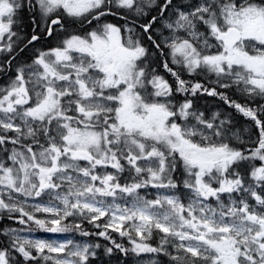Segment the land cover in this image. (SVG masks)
<instances>
[{"label":"snow or ice","instance_id":"snow-or-ice-1","mask_svg":"<svg viewBox=\"0 0 264 264\" xmlns=\"http://www.w3.org/2000/svg\"><path fill=\"white\" fill-rule=\"evenodd\" d=\"M22 10L30 39L13 30ZM67 18L96 27L38 50L0 86V218L24 226L0 228V264H90L100 247L26 230L95 235L109 255L154 254L148 264H264V0H0V73L37 28L51 37ZM233 88L256 106L221 91ZM198 94L254 122L255 146H233L245 141L232 121L196 109Z\"/></svg>","mask_w":264,"mask_h":264},{"label":"trees","instance_id":"trees-1","mask_svg":"<svg viewBox=\"0 0 264 264\" xmlns=\"http://www.w3.org/2000/svg\"><path fill=\"white\" fill-rule=\"evenodd\" d=\"M32 16L33 13L28 12L26 10L22 11L20 15L18 14L16 24L14 25L13 30L17 31L22 37H28V35H31L33 32V24H32ZM151 16V14H150ZM150 16L147 18L149 19ZM116 23L123 22L118 17H113ZM145 19V20H147ZM67 19H65L63 22H65ZM39 29V28H37ZM36 32H39L41 30H37ZM57 30V29H56ZM52 39V38H51ZM27 42V39L23 40L19 47H16V53L19 51V49L24 46ZM145 46L151 48L150 42H148L146 39L144 41ZM35 53V52H34ZM35 56V55H34ZM33 56V50L29 49L28 47L24 48L23 51H20L17 56H15L14 62H28L31 59H34ZM160 71V69H159ZM163 72V71H162ZM164 74V72H163ZM166 75V74H165ZM8 76V75H7ZM167 76V75H166ZM9 78V76H8ZM170 78V77H168ZM184 78L187 80H190L192 82H201L205 83V86H208V80L212 79V77H201V75H195V76H188L187 74L184 75ZM221 91H225L226 94L230 97V99H233L237 101L238 103L244 104L247 103L251 107L256 106V102L247 100L244 96H242L239 92L236 91L235 88L233 89H221ZM193 100L194 107L200 108L201 110L206 112V116L208 114V111L211 107L216 106L217 109H214L219 111L221 113V118H228L232 121V127L233 131L238 132L239 134H243L245 139L244 144L239 143L238 141L233 142V146L239 147V148H251L255 145L249 142V138H251L252 141H254L258 136V131L254 127V122H252L250 119L245 118L242 114L238 113L234 108L229 107L225 102L218 97H209L207 95H200L198 94L196 97H189ZM226 106V107H225ZM226 110V111H225ZM214 111L210 112L209 115L213 114ZM225 111V114H224ZM264 119V117H261ZM241 171H246V167L241 168ZM14 222L12 220L7 219L6 217H2V221H0V228H7L15 226ZM86 230L90 232H96L98 231L95 229L92 225L86 224ZM113 239H115L118 243H122L126 248H131V245L127 243V238H121L116 233H111ZM88 240L92 244H99L100 247L96 248V255L94 257H90V264H137L136 261H133V257L135 256L131 252L126 256L124 253L120 252L118 249L113 248V252L109 255L106 253L105 249L106 247H113L110 241L105 240L102 237H98L95 235L88 236ZM156 240L153 239L151 241L154 242ZM5 242V238H1L0 243L3 245ZM157 243L153 246H156ZM163 257V260H162ZM159 263L160 264H168L166 260L164 259V256H159ZM162 261V262H161Z\"/></svg>","mask_w":264,"mask_h":264},{"label":"rangeland","instance_id":"rangeland-1","mask_svg":"<svg viewBox=\"0 0 264 264\" xmlns=\"http://www.w3.org/2000/svg\"><path fill=\"white\" fill-rule=\"evenodd\" d=\"M151 15H156L157 14V12H156V10H152L151 11V13H150ZM148 17H146L145 19H147ZM67 21L68 22H81V21H75V20H72V19H70V18H67ZM84 22H86V21H84ZM84 22H82V23H84ZM114 24H117V23H114ZM118 26H119V24H117ZM121 25V24H120ZM157 27H158V25H157ZM90 31V29H87V31L85 32V31H83L80 35H84V34H86L87 32H89ZM61 33H64V32H61ZM67 36H65V38H66ZM62 39H64V38H62ZM62 39H60V40H62ZM146 39V38H145ZM147 40V39H146ZM8 55H6V54H0V64H3L7 59H8V57H7ZM31 61H32V59H31ZM15 67L16 66H12V71H8L6 74L5 73H3V76H2V78L4 79L3 81L5 82V83H8V81L6 80L7 78H8V76L9 77H14L15 76V71H14V69H15ZM163 68L161 67L160 68V72H161V74H163ZM2 73H0V75H1ZM8 75V76H7ZM195 76V75H194ZM202 77H205L204 75H202ZM1 78V77H0ZM166 78H168L167 76H166ZM168 79H171V77L170 78H168ZM212 79H214V77H212ZM7 81V82H6ZM205 84V83H204ZM175 99L177 100V101H183V99H184V97L183 96H180V95H177L176 97H175ZM191 99V98H190ZM196 109H198L199 111H201V112H204L205 114H206V112L205 111H203V110H201V109H199V108H196ZM212 111H214V110H209L208 111V114L210 113V112H212ZM226 111V110H225ZM225 111H224V114H225ZM215 113V112H214ZM210 117V116H209ZM9 135H11V133H9ZM241 135V138L242 139H245V137L243 136V134H240ZM10 163V162H9ZM83 163V162H82ZM255 163H257V164H259V162L257 161V162H255ZM108 171L109 172H111V171H114L113 169H111V168H109L108 169ZM123 175V177H128V173L127 172H125V173H123L122 174ZM182 177V170H178V172H177V174H176V178L177 179H180ZM121 182L123 183L124 182V180L122 179L121 180ZM0 191H3V189H0ZM149 192H151V193H154L155 192V190L154 189H149L148 190ZM149 198H151V196L149 197ZM21 199H23V198H21ZM33 201H31V200H29V203H32ZM253 203H254V201H253ZM14 215H16V214H14ZM46 214H37V216H39V217H42L43 218V216H45ZM6 217V216H5ZM0 221H2V218H0ZM13 222H14V224H16L15 226H12L13 228H21V227H24V226H22V225H19L18 223H16L15 222V220H12ZM86 224L87 223H85L84 224V228H85V230H86ZM31 227L34 229L35 228V225H31ZM110 231V230H109ZM114 233V232H113ZM116 234H118V233H116ZM21 235H24V236H28L29 238H31V239H44V240H47V241H57V240H65V239H73V240H75L76 242H78V243H90V244H92L89 240H88V237H84V236H81L80 234H78V233H67V234H52V233H47V232H44V231H42V230H35V231H24V232H22L21 233ZM119 235V234H118ZM162 235V234H161ZM1 238H3V236H0V240H1ZM125 239V238H124ZM153 239H155V237L153 238ZM152 239V240H153ZM152 240H150L149 241V243H151V241ZM127 243H128V240H127ZM158 244L159 243V237L158 236H156V240L154 241V242H152L151 244L152 245H155V244ZM129 244V243H128ZM0 245H1V243H0ZM94 251L96 252V248L94 249ZM53 255H55V254H53ZM16 256H17V258L18 259H20L21 261H22V257H19V255L18 254H16ZM154 256V254H142L140 257H136V256H134L133 257V261L135 260L136 261V263L137 264H148V260L150 259V258H152ZM161 256H163V255H161ZM164 259L166 260V262L168 263V264H171V262H170V260H169V258L167 257V256H164ZM162 260H163V257H162ZM162 262V261H161ZM41 264H43V261H41ZM160 264V263H159Z\"/></svg>","mask_w":264,"mask_h":264},{"label":"bare ground","instance_id":"bare-ground-1","mask_svg":"<svg viewBox=\"0 0 264 264\" xmlns=\"http://www.w3.org/2000/svg\"><path fill=\"white\" fill-rule=\"evenodd\" d=\"M117 24H119V25H120V24H123V22H122V23H121V22H119V23H117ZM14 39H15V37H14ZM24 44H25V45H24V46H22V47L19 49V51H18L17 53L15 52V54H14L15 56H17V55H18V53L21 51V49H24V48H26V47L28 46V45H27V42H26V43H24ZM26 45H27V46H26ZM28 48H29V47H28ZM29 49H30V48H29ZM31 50H32V49H31ZM34 52H35V53H37L35 50H34ZM34 57H35V56H34ZM27 63H31V62H30V61H28ZM27 63H26V64H27ZM6 80L8 81V80H9V78H7ZM214 112L216 113V112H219V111L215 110ZM219 113H220V112H219ZM211 115H212V114H211ZM211 115H209V116L211 117ZM233 142H236V141H235V139H233V140L231 141V143H233Z\"/></svg>","mask_w":264,"mask_h":264}]
</instances>
